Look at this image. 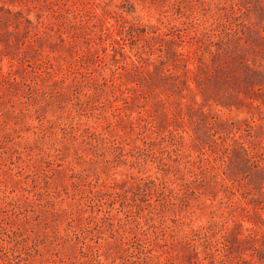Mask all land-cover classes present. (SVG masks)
<instances>
[{
	"label": "rangeland",
	"instance_id": "obj_1",
	"mask_svg": "<svg viewBox=\"0 0 264 264\" xmlns=\"http://www.w3.org/2000/svg\"><path fill=\"white\" fill-rule=\"evenodd\" d=\"M0 264H264V0H0Z\"/></svg>",
	"mask_w": 264,
	"mask_h": 264
}]
</instances>
